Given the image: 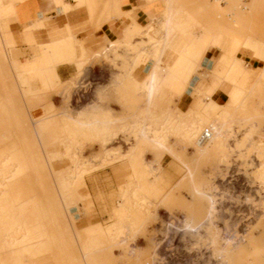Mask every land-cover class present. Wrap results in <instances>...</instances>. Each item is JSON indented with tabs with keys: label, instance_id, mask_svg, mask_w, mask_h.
Returning <instances> with one entry per match:
<instances>
[{
	"label": "rangeland",
	"instance_id": "obj_1",
	"mask_svg": "<svg viewBox=\"0 0 264 264\" xmlns=\"http://www.w3.org/2000/svg\"><path fill=\"white\" fill-rule=\"evenodd\" d=\"M79 1L81 5L88 3ZM143 1L155 3L157 8L163 5L149 18L153 19L152 25L133 22L131 32L127 30L121 40L112 42L115 47L104 54V48L88 53L79 43L58 46L45 55L43 79L31 82L26 80L23 68L33 58L22 64L12 58L14 41L9 40L6 20L2 23L0 78L13 102L10 106L4 104L0 88V160H11L8 181L0 192V214L6 219L0 222L9 223L18 217L27 233L14 243L8 240L5 246L0 241V264H21L33 253L38 255V264H83L82 249L89 250L93 243L98 247L89 250L88 258L96 264H264V189L258 192L254 181L257 166L264 169V57L256 55L264 46V37L257 34L264 30V5L238 0L236 6L230 7L232 10L222 13L211 5L197 10L210 0ZM115 10L118 11L116 3ZM11 14L13 9L0 15V19ZM235 18L238 19L233 25ZM178 21L186 24L176 29L173 25ZM204 31L221 39L216 48H201L191 60L194 70L186 89L193 88V104L188 92L176 98L160 88L149 96L145 90L148 71L163 61L162 55L170 44L180 43L176 48L192 34ZM217 48L222 50V56L216 63L220 66L215 65L213 71L217 67L226 70L216 75H225L231 68L241 72L245 62L260 68L256 80L245 91L228 95L220 104H203L191 78L196 74L206 78L212 75L210 70H197L205 56L209 59L218 54ZM210 50L213 51L207 55ZM100 61L110 68L108 80L84 81V88H72L73 81L81 79L88 65ZM61 62H72L76 69L67 81H61L55 71ZM121 84L126 86L125 92L119 89ZM65 88L70 95L67 100L62 99ZM88 88L92 90L90 101L81 96L82 90ZM92 101L96 106L91 110L84 106ZM164 111L172 112L176 121L175 129L166 131L168 147L173 151L163 150L160 154L149 141L142 140L136 129L147 133L158 128L161 123L156 116ZM99 112L110 118L98 119ZM20 114L25 116L23 121L22 117L14 121ZM33 122L45 123L43 136L35 133ZM251 123L256 126L249 141L241 151L233 150ZM190 126L194 141L204 128L218 131L194 152L184 135ZM231 128V137L225 138ZM129 147L135 152L132 166L122 167L120 161L109 160V150L124 152ZM66 148L70 152L62 162ZM43 149H49L57 158L51 167L41 160L45 158ZM25 154L36 160L31 165L33 169L23 165V157L29 159ZM146 162L159 167L160 192L156 195L145 193ZM73 168L76 176L70 190L74 202L70 219L60 216L54 223L41 220L35 212V201L47 202L54 192L53 179L68 177ZM130 188H136L139 197L144 195L146 200L139 205L132 203L133 210L126 216L133 229L128 240L134 249L128 252L116 247L112 251L106 235L121 222L112 214L118 199ZM198 188L203 191H196ZM247 197L252 200L245 201ZM211 201L220 207L218 220L207 214ZM183 215L203 230L180 227ZM216 225L224 230L223 235L215 230ZM203 235L208 247L203 245Z\"/></svg>",
	"mask_w": 264,
	"mask_h": 264
},
{
	"label": "bare ground",
	"instance_id": "obj_2",
	"mask_svg": "<svg viewBox=\"0 0 264 264\" xmlns=\"http://www.w3.org/2000/svg\"><path fill=\"white\" fill-rule=\"evenodd\" d=\"M231 1L232 0H210L208 2H204L203 5H199L198 6L199 8L198 7H196V8H197V10L203 8L201 10V11H203L209 5H211L216 10H218L222 13H226L230 7H232L233 5L236 6V4L238 3L237 2L238 0H233V2H234L233 4H231ZM253 1L255 4H257V6L264 5V0H253ZM66 2L68 3V1H66ZM70 2H72V1H70ZM74 2H75L74 7L77 6L78 4L81 5L80 4L81 2L79 0H74ZM245 3H244V5H245ZM244 5H242V6H244ZM204 7H205V9H204ZM13 8H14V4L11 3L10 0H0V15L4 14L8 10H12ZM63 8L69 9V8H73V7L69 4H63ZM239 16H240V14H239ZM237 17H238V14H237ZM237 19L238 18L234 19L233 25H235V21ZM41 21L37 20V22H35V24H34L35 25L34 27H38V28H39V26L43 27ZM151 21H153V19L148 20L149 25L153 24V23H150ZM185 24H186V22L182 23V22L178 21L173 25V27L176 29H179L180 27H182ZM31 26H32V24H31ZM31 26L29 28H31ZM29 28H28V30H29ZM234 28L236 30V28H238V26L234 27ZM32 29H33V27H32ZM230 29L233 30L232 28H230ZM231 30H229V31H231ZM25 33L26 32L24 31V34ZM29 34H28V36H29ZM25 36H26V34H25ZM70 36L71 35H69L68 40L63 39L57 43L53 42L52 44H44V45L39 46V48L37 49V51L34 54L33 60L27 61L26 64L24 65V68H23V71H24L25 76H26V80L28 82H31L32 80H35L36 78L43 79V76H44L43 73L45 72L44 58H45L46 54L52 53V51L56 47L64 45L67 42L72 43V44L78 43L77 41L79 39L76 41V40H74L75 36L73 39L71 38L73 36H71V37ZM30 37L33 38L32 36H30ZM220 39L221 38L219 36H214L207 31H204L202 33L192 34L191 37H189L187 39L186 43H184L181 46H177L176 48L173 49L174 57H173V60L171 62L161 61V62L155 63L154 66L148 71V74H147V82L145 85V90L147 91L149 96H153L155 94V92L160 88L165 89L167 91V93H169L171 96L176 97V98H179V97H182L183 95H185L186 87H187L186 84L188 83L189 77L192 74V71L194 70V68L191 66V60L194 57L195 53H197L201 48H205V47L207 48L209 46H211L212 48L213 47L216 48L219 45L218 42ZM25 40H27L28 42H29V40L31 41V39L28 40L26 38H25ZM33 41H34V39L32 40V44H34ZM30 43L31 42H29L28 45H31ZM110 49H113V48H110V46L108 49L105 48L104 51L102 52V54H104L106 51H109ZM3 54L6 56V53H3ZM256 55L264 57V46L261 48L260 52L256 53ZM215 77L219 81L221 79L225 78V76L222 74L216 75ZM82 82H84L82 80V77H81V79H79V81L77 80V81H73V83L71 82L72 88H78V87L83 88V87H85V85L81 84ZM230 84L233 85V88L228 95L236 94L238 92L245 91V89H246V88H243L242 86H240L236 83H233V82H231ZM222 87H224V86L221 85L220 88H222ZM0 88L2 91L1 95H2V100H3L4 104L7 106H10L12 104L13 100L11 98L10 93L6 92L4 85L1 81V78H0ZM19 88L21 89V91H24V87L20 83H19ZM119 89H121V91L125 92L126 86L121 84L119 86ZM215 90L216 89L214 87L213 88H210V87L204 88L202 86L200 88L196 87L194 89L195 94L198 96V98L203 99V101L205 103L210 104V105L212 103H214V100L212 99V94ZM69 96H70L69 92L65 88L62 92V99L67 100L69 98ZM90 100H88V101H90ZM257 101L259 103L260 99H257L256 103H257ZM92 103H93V101L88 102L84 106H87V108L91 110L93 107L96 106L94 103L93 104ZM96 116L98 119L108 120L110 118L109 115L102 114L100 112L97 113ZM16 117L17 118H14V121H16V120L20 121L21 118L19 119V117H22V121H23V118L25 116L23 117V114L22 115L20 114L19 116H16ZM156 121L161 123L158 126V128H152L147 133H145L144 131H139L138 129H136L137 134L142 135V140L149 141L153 150L155 152L158 151L156 153L160 152V154H161V152L163 150H165V151L167 150L166 152H169V151L172 152L173 150L169 149L167 141H166V136H167L166 131L169 129L168 132H170L172 129H175L173 124L176 121V117L172 114V112L164 111V112L158 113V115L156 116ZM255 126L256 125H254L252 123L249 125V128L246 129L242 138L236 140L234 147H232L233 150H238V151L242 150V146L244 144L246 145V143L249 141L248 139L252 136L253 128ZM33 127L35 128L34 130L36 131V132L35 131L34 132L37 133L38 136H43L45 123H43V122H41V123L35 122L34 123L33 122ZM191 128H193V126H190L189 130H186L184 132V135L186 138H188V140L186 141L188 147L193 148L194 152L201 150V147L204 144H206L207 140L210 139V137L214 133H217V131H218V130H212L211 128H208L209 136L207 139L202 140V141H199V139H198L197 141H194L192 139L193 131L191 130ZM204 129H206V128H204ZM204 129H203V131H204ZM203 131H201V134L203 133ZM232 133H233V131L231 128L227 132L225 138H227V136L231 137ZM37 134H36V136H37ZM201 134H200V136H201ZM39 138H41V137H39ZM226 143H227V141H226ZM43 150L45 152V158L41 159V160H46V162L49 164L48 166L51 167L52 162L54 160H56L57 158L55 155L50 154L49 149H43ZM69 152H70V149L66 148V150L62 153L64 156L63 158L60 159L62 162L66 161L67 154H69ZM134 154H135V152H134L133 147L127 148V150L124 152H120L118 150L116 151V149H114V150L112 149V150L108 151V155L110 156L109 160L114 161L116 159L117 161H120L122 167L132 166ZM24 156H28L29 159L27 157H23V159H24L23 165L25 167H31L32 168L33 166H31V165H33V161L35 162L36 160L33 159V161H32L29 155L25 154ZM41 157H44V156H40V158ZM12 161H14V160H12ZM10 162H11V160H0V192H2V190H3L2 187H5L6 182L8 181L7 175L10 173V171H9L10 166H11ZM46 162H45V164H46ZM74 168H76V166ZM74 168L72 169V171H70L68 177L59 176V177H55L53 179L54 192H53L52 196L48 197L47 202L39 203V202L35 201V203H36L35 212H36L37 217H39L41 220H43V218H46L50 223H54V221L57 220V218L60 216L67 217L70 219V217H69L70 211L74 209V207H73L74 202H73L72 197L70 196V190L72 188L71 186H72V183H73L75 176H76V170H74ZM186 169H188V171H189L190 168H186ZM144 173H145V176H147L145 178L144 182H145V185H148V188L146 187V189H145V193L148 192L151 195L158 194L160 192V188H158V185L160 182L159 167L157 165H155L154 163L146 162V163H144ZM254 181L258 185V190H257L258 192L260 190L264 189V169H261L260 167L257 166V169L254 172ZM36 183H40L39 179L36 180ZM196 191L201 192L203 190L198 188ZM236 196H238V195H236ZM250 198L251 197H247L245 199V201L250 202L252 200ZM132 203H137L138 205L146 203L144 195H141L139 197V195L137 194L136 188L128 189V193L126 195H123L121 199H118V205L116 206L115 211L112 214L114 216V218H117L118 220L121 221L119 225L113 227L106 235V242L108 245H110L109 247L112 249V251H113V248L115 249L116 247H121L123 250H127L128 252L133 251V249H134V245H132L131 241L128 240V236L133 231V229L130 227V225L127 224V221H126L127 214L133 210V208H130V205ZM131 206H133V204ZM13 208L15 209V208H17V206L14 205ZM218 208H220V207H218V203L215 201H211L208 208H207V214L213 220L217 219L218 211H219ZM1 218L6 219L5 215H3V213L0 214V220H1ZM179 221H180V225H181L180 227H182L185 230H188V231L189 230H191V231L203 230L200 227H194L190 223V221L188 220L187 216H185V215H183V217ZM215 230L218 231L219 235L224 234L223 233L224 230L221 227H219L218 225H216ZM26 233H27V229H26L25 225L19 220L18 217H15L11 222L9 221V223L7 220L4 223L0 222V241H1V244L4 246L8 242V240H10L11 243H14L15 241L19 240L20 237L25 236ZM203 239H204V235H203ZM202 241H204V244L202 243L204 245V247L209 246V243H207L206 240H202ZM97 247H98V245L96 243H93L90 245L89 250L97 248ZM89 250L88 249H82L81 262L83 264H96V262L91 261L88 258ZM37 256H38L37 253H33V255H31V257H30V255H29V257L27 256V259L22 261L21 264H38Z\"/></svg>",
	"mask_w": 264,
	"mask_h": 264
},
{
	"label": "crops",
	"instance_id": "obj_3",
	"mask_svg": "<svg viewBox=\"0 0 264 264\" xmlns=\"http://www.w3.org/2000/svg\"><path fill=\"white\" fill-rule=\"evenodd\" d=\"M13 1H15L13 14L0 19V30L2 29V23L6 20L5 26L7 32L11 35L9 40L12 38L14 41L12 58L21 64L32 59L40 45L52 44L53 42L57 43L63 39L68 40L69 35L73 36H70L72 39L75 36L74 40L76 41L79 39L77 42L88 53L96 52L100 48L108 49L109 46L110 48H114L115 44L112 42L121 40L127 30L131 32L133 22L145 25L149 18L155 16L159 9L163 7L161 3L157 8L155 3L147 4L143 0H88L87 4L77 7H74V0ZM115 3L118 11L115 10ZM63 4H69L73 8L65 9L63 8ZM37 20H42L41 22L44 28L42 26H39V28L34 27ZM30 26L31 28H29ZM24 31L26 32V36ZM27 33H30L29 36ZM257 34L258 36L264 37V30L257 32ZM25 38L28 40L31 39V41L29 40L31 45H28L29 42ZM33 39L34 44H32ZM179 44H170L169 48L162 55L163 61L171 62L173 60V48ZM212 51L210 50L207 55ZM215 51L218 54L209 59L205 56L201 60L200 67L197 70L198 73H203V70L207 69L211 71L210 73L212 75L206 78L205 76L200 77L199 74H196L192 76L191 83L197 88H200L202 85L204 88L214 87L216 90L212 94V99L220 104L228 99V94L233 88V85L230 84L231 82L243 88H248L256 80L260 65L253 67L248 66L245 62V69L241 70V72L239 68H231L229 70L230 72L224 75L225 78L219 81L215 77L216 74L226 69L217 67L213 71L215 65L220 66L216 63H218L222 56L221 49L217 48ZM7 64L10 65V62H7ZM55 71L61 81H67L74 75L76 69L72 62H61L56 65ZM109 76L110 68L106 63L100 61L99 63H94L86 67L82 75V80L89 83H101L102 81L105 82L108 80ZM262 78L264 80V75ZM221 85L224 87L220 88ZM88 91L87 99L90 100L92 90L90 91L88 88ZM187 92L192 97L193 88H187L185 94ZM193 102L194 99L192 97L190 105Z\"/></svg>",
	"mask_w": 264,
	"mask_h": 264
},
{
	"label": "built area",
	"instance_id": "obj_4",
	"mask_svg": "<svg viewBox=\"0 0 264 264\" xmlns=\"http://www.w3.org/2000/svg\"><path fill=\"white\" fill-rule=\"evenodd\" d=\"M87 85V84H86ZM85 85V86H86ZM84 88V87H83ZM91 91V90H90ZM88 90L86 89V90H82V97L83 98H87V94H88ZM85 96V97H84ZM208 136H209V130L206 128L204 131H203V133L201 134V136H200V138H199V141H202V140H205V139H207L208 138Z\"/></svg>",
	"mask_w": 264,
	"mask_h": 264
}]
</instances>
